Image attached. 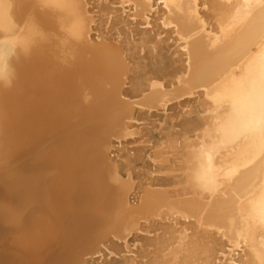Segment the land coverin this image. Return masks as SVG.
<instances>
[{"label":"bare ground","instance_id":"1","mask_svg":"<svg viewBox=\"0 0 264 264\" xmlns=\"http://www.w3.org/2000/svg\"><path fill=\"white\" fill-rule=\"evenodd\" d=\"M88 1L0 0V264H89L124 243L123 264H264V0H116L132 26L151 24L152 45L91 41L92 23L116 15ZM157 27L175 35V59ZM185 94L204 96V116L163 134L150 159L163 176L145 144L109 156L134 105ZM47 115L48 176L42 157H21L38 145L8 146Z\"/></svg>","mask_w":264,"mask_h":264},{"label":"rangeland","instance_id":"2","mask_svg":"<svg viewBox=\"0 0 264 264\" xmlns=\"http://www.w3.org/2000/svg\"><path fill=\"white\" fill-rule=\"evenodd\" d=\"M104 3H106L107 2V4H103V2ZM100 2H102V3H100ZM158 2L159 1H157V4H158ZM88 3H89V5H92L93 6V8H91L92 6H90V8H89V10H90V12H92V13H94V12H96V8H95V6L96 5H99L100 4V6H104V5H106V6H104V7H107V9H105L104 10V14H103V17L101 18V19H103L104 20V18L106 17V18H108V17H110V15H111V17L112 18H115L114 20L113 19H111V21H113V22H111V24L109 25V23H108V25H106L107 23L106 22H108V21H106L105 20V22H103L102 23V26L99 24V22L98 21H95V18L93 19L95 22V25L92 23V29L93 30H91V35H93L92 37H91V41H93V42H95V43H98V42H101V41H106V40H108L110 43H113V44H118V42H120V39L121 38H123V37H125V39H123L122 40V44H124L125 45V43L126 42H136V43H140V42H142V38H147V39H149L150 41H148L147 43L149 44V45H152V43H155V41H157V40H159V38H157V37H154L155 35H153V34H150V33H147V34H145V35H142V32H140V29L141 30H143V29H148V30H150L151 29V24L150 25H146V28H145V26L144 25H142V26H139V28H137L138 27V25H136V27L134 26V24H133V26H132V23L134 22L133 21V17H126L125 15H123L122 16V14H123V11L121 10V6L117 3V1L116 0H110V1H105V0H89L88 1ZM94 3V4H93ZM96 3V4H95ZM99 3V4H98ZM160 7H162L161 5H160ZM155 8H156V6H154L153 8H151L150 10H151V12H153L154 10H155ZM114 11V12H113ZM108 14V15H106V13ZM121 13V14H120ZM203 13L204 14H206V15H209L210 16V13H211V10H207L206 9V11H205V9L203 10ZM118 14V15H117ZM87 15H89L88 17H92L91 16V14L90 13H88ZM116 15V16H115ZM154 15V14H153ZM108 16V17H107ZM115 16V17H114ZM135 16V15H134ZM126 18V19H125ZM150 18H153V16L151 15L150 16ZM137 19H140L139 21H141V20H146V19H144V18H142V17H138ZM210 19V25L211 24H215V22H214V20H213V18H207V20H209ZM126 20H128L130 23H129V25H127L126 27L123 25V23L126 21ZM110 22V21H109ZM156 25L157 24H159L160 25V28H161V24H160V21L158 22V21H156V22H154ZM153 23V24H154ZM97 24V25H96ZM154 24V25H155ZM147 26H148V28H147ZM109 27H111V28H113V29H108ZM133 27H135V29H134V31L131 33V31H129V28H133ZM116 29H119L120 31H117ZM153 29H155V28H153ZM157 29V32H162V34H160V38L162 39V42H161V46H162V48H158L159 50V53L160 54H163L164 55V57H163V61H168L169 59H172V58H176L177 57V55H178V53L179 52H182V50H181V48H179L177 45H179V43H177V45L175 44V42L173 41L174 39V37L173 36H175L174 34H169V32L167 33V31L166 30H168L169 28L167 27V28H165V31L163 32V30H161V29H159L158 27L156 28ZM162 29H163V27H162ZM107 30H109V32H107ZM170 31V30H169ZM96 32V33H95ZM128 33V34H127ZM97 35H99L101 38H99ZM132 36V37H131ZM176 38V37H175ZM96 41H95V40ZM106 39V40H105ZM157 39V40H156ZM131 40V41H130ZM170 42V43H169ZM169 44V45H168ZM126 48V47H125ZM149 48V47H148ZM179 49V52L177 53V50ZM181 50V51H180ZM162 52V53H161ZM146 58H147V60H150V59H148L149 58V56H150V54H149V52L147 53V50H146ZM143 53L142 52H140V55H142ZM149 54V55H148ZM174 54V55H173ZM63 55H64V53H63ZM176 56V57H175ZM40 75H42L43 77L45 76V70L42 72V73H40ZM1 78V77H0ZM0 81H2L1 79H0ZM46 83V82H45ZM168 88H170V87H168ZM198 91V90H197ZM132 99V101H130V102H133L134 101V99L135 98H133V97H126L125 99ZM192 98V99H191ZM124 99V98H123ZM124 99V100H125ZM139 97H137L136 99H135V101H139ZM167 99V102H165V103H157V104H155L153 107H151V108H148V110H147V108L145 107H140V106H138L137 105V107H136V105H134L133 107V109H134V113L135 114H137L138 113V116H137V120L135 119L134 121H136V122H133V120L132 121H128V123H129V125L131 124V126H129V129L127 130L128 131V133L127 132H125V134L124 133H121V135L120 136H118L117 138L116 137H114L115 139H116V141H115V139H111V142H112V144H110L111 145V147L109 148V156H113V159H117V160H119V158H118V156H120V154H121V152L123 153L122 155H124L125 153H126V151L127 152H129V151H131L132 152V150L134 149V148H137V147H140L141 145H144L145 146V148H146V150L145 151H143V154H144V162H145V164L148 162L150 165H145V166H147V171L149 170V171H151L150 173H149V171H148V173L149 174H152V176L151 177H153V176H156V174H158V176L159 175H162V173L161 172H163V170H161L160 171V173H159V171L158 170H156L158 173H156L155 171L153 172V170H155L154 168H152V167H154V165L155 164H152V163H150L151 161H150V159H154L153 157H154V152H156L155 150H156V148L157 149H159V146H157V145H160L162 142H164V140L165 139H163V134H167V133H169V132H177V131H180L183 127H184V125H183V123L185 122V120H187V119H190L191 121L193 120H196L197 121V119L196 118H200L201 117V115H203L204 116V113L202 112L203 111V101L205 100L204 99V96H202V95H199V94H185V95H181L180 97H178V98H172V96H168V97H165V99L164 100H166ZM169 101V102H168ZM3 102H5L8 106H10V104H11V100H8L7 98H4L3 99ZM192 102V103H191ZM134 103V102H133ZM136 103V102H135ZM168 103V104H167ZM174 103V104H173ZM183 103V104H182ZM175 106V107H174ZM185 106V107H184ZM44 107V106H43ZM183 107V108H182ZM200 108V109H199ZM141 110V112L139 111V110ZM140 112H138V111ZM155 110V111H154ZM43 111H47L46 109L45 110H43ZM165 111V112H164ZM150 112V113H149ZM200 112V114L201 113H203V114H197V113H199ZM44 114V113H43ZM134 114V115H135ZM170 115V116H169ZM174 115V116H173ZM136 116V115H135ZM139 118V119H138ZM144 120V121H143ZM199 120V119H198ZM140 122V123H139ZM34 123V124H33ZM160 123V124H159ZM145 124V125H144ZM5 126H8V123H6L5 124ZM141 128V129H140ZM4 130L5 131H10L9 130V127H5L4 128ZM130 130H132V134L130 133L131 131ZM139 130V131H138ZM152 131V132H151ZM154 131V132H153ZM14 134H16V136L13 138V136H10V141L11 142H9L8 143V146H10L12 143L13 144H20V143H22V144H26V145H24V146H26V147H28V148H30V147H34L35 145H38L37 147L38 148H36V147H34V148H32L33 150H26L25 151V153H24V155H21V157L22 158H28V157H30V156H35V155H37V156H40V157H42V159L43 160H45L46 162L45 163H43L44 164V169H45V175L46 176H48V115L47 116H39V117H36L35 119H33L32 118V123H31V125L29 126V127H26V126H23L22 128H18L17 130H13L12 131ZM12 132L10 131V133H11V135H12ZM146 132H148V134L147 135H144L143 137L141 136L142 134H145ZM126 134H128L127 136H126ZM129 134H131L132 136L130 137V135ZM134 134V135H133ZM137 134V135H136ZM139 134V135H138ZM124 135H125V137L126 138H124ZM134 136V137H133ZM139 136H141V137H139ZM177 136L178 137H180V134L178 133L177 134ZM123 137V138H122ZM136 137V138H135ZM121 138L122 139H125V141H122L121 142ZM127 138H129L131 141H134V142H131L129 139L127 140ZM150 138V139H149ZM159 138H160V140H159ZM120 139V140H119ZM133 139V140H132ZM155 141H154V140ZM158 139V140H157ZM141 140H146V141H143L144 143L142 144V142H141ZM156 140H157V142H156ZM137 141L139 142L138 144H137ZM156 143H154V142ZM160 141V142H159ZM121 142V143H120ZM136 142V143H135ZM151 142V143H150ZM129 143H132V144H130V146H129ZM135 143V144H134ZM150 143V144H149ZM29 144H31V145H29ZM43 144V145H42ZM136 146V144L138 145V146H134V145ZM139 144H140V146H139ZM121 145V146H120ZM124 145H128L127 147H125ZM148 145V146H147ZM40 146V147H39ZM47 146V147H46ZM132 146H134V148L133 149H129V148H132ZM121 147V148H120ZM147 147H148V149L150 150H148L147 149ZM152 147V148H151ZM127 148L129 149V150H127ZM145 148H143V149H145ZM154 148V149H153ZM125 149V150H124ZM152 149V150H151ZM111 150V151H110ZM154 151V152H153ZM28 152V153H27ZM112 152V153H111ZM131 152H129V153H131ZM150 152H152V153H150ZM150 156H149V155ZM151 156H152V158H151ZM147 157H150V158H147ZM122 159V158H121ZM145 159H147V160H145ZM148 159H149V161H148ZM15 160V159H14ZM27 160L28 159H26V160H24V162H27ZM43 160H41L40 159V161H43ZM18 162L17 163H20L21 161H22V159H19V160H17ZM20 161V162H19ZM156 161H159V160H156ZM153 162V161H152ZM14 163V162H13ZM16 163V162H15ZM154 163V162H153ZM152 164V165H151ZM7 166H10L9 164H6V163H4L2 160L0 161V170H5V168L7 167ZM140 168V166L139 165H136L135 166V168H136V171ZM151 167V168H150ZM11 168V167H10ZM153 173L155 174V175H153ZM163 176V175H162ZM125 177V176H124ZM132 181H140L141 179H138L137 180V178H135L134 176L132 177ZM160 186V185H159ZM158 187V186H157ZM161 187H163V186H161ZM130 199H131V197H130ZM39 211H41V210H39ZM42 214V212L41 213H39V214H36L35 216H36V218L35 219H37L40 215ZM34 216V217H35ZM189 226V225H185V224H183V221H180V225L179 226ZM138 233V232H137ZM142 233L143 232H139V235L141 234L142 235ZM144 234V233H143ZM140 235V236H141ZM142 236H145V234L144 235H142ZM4 240H1L0 242L2 243ZM6 241V240H5ZM9 243L11 242V241H8ZM122 244H123V242H122ZM128 245H130L131 243H127ZM126 247V245H125V243H124V245H123V251H122V253H120L118 256H115V255H105V258L103 259L102 258V255H101V253H100V256H99V254L98 253H94L93 254V259L92 260H94V261H92V263H89V264H123L124 262H123V257H125V259L127 258V260H130L129 258H130V256L132 255L131 253H128L129 251L127 250V248L125 249V247ZM132 249H131V248ZM133 246H129V248L128 249H130V250H133ZM124 250H126V251H128V252H126V251H124ZM126 253H128V254H126ZM98 255V256H94V255ZM131 254V255H130ZM123 255V256H122ZM127 255H128V257H127ZM130 255V256H129ZM112 256V257H111ZM106 257H108L107 259H106ZM116 257V258H115ZM118 257H120V258H118ZM100 258H102V259H100ZM113 260H112V259ZM122 258V259H121ZM104 261V262H103Z\"/></svg>","mask_w":264,"mask_h":264}]
</instances>
